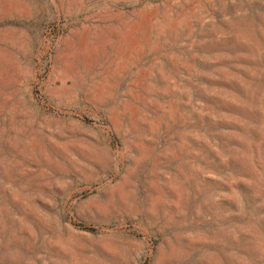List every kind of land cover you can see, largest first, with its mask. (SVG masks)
Here are the masks:
<instances>
[{
	"label": "rangeland",
	"instance_id": "1",
	"mask_svg": "<svg viewBox=\"0 0 264 264\" xmlns=\"http://www.w3.org/2000/svg\"><path fill=\"white\" fill-rule=\"evenodd\" d=\"M0 264H264V0H0Z\"/></svg>",
	"mask_w": 264,
	"mask_h": 264
}]
</instances>
